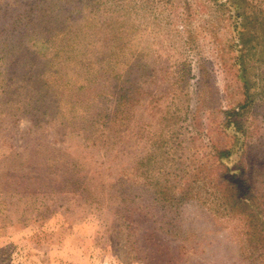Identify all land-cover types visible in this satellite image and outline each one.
Listing matches in <instances>:
<instances>
[{
	"label": "rangeland",
	"instance_id": "1",
	"mask_svg": "<svg viewBox=\"0 0 264 264\" xmlns=\"http://www.w3.org/2000/svg\"><path fill=\"white\" fill-rule=\"evenodd\" d=\"M237 197L264 0H0V264H264Z\"/></svg>",
	"mask_w": 264,
	"mask_h": 264
},
{
	"label": "trees",
	"instance_id": "2",
	"mask_svg": "<svg viewBox=\"0 0 264 264\" xmlns=\"http://www.w3.org/2000/svg\"><path fill=\"white\" fill-rule=\"evenodd\" d=\"M241 35V33H239ZM240 37V36H239ZM236 202V211L237 208L242 207V209H245V217L247 218V227L248 232L250 234V237H252L254 240H257L259 242V237H264V223H255L259 220V213L256 211L259 209L260 203H246L242 201L240 198L233 199ZM253 201V198H251ZM226 203L231 208L229 202L226 200ZM261 232V233H260ZM262 247H264V241L261 244ZM261 257V256H260ZM259 257V258H260Z\"/></svg>",
	"mask_w": 264,
	"mask_h": 264
}]
</instances>
